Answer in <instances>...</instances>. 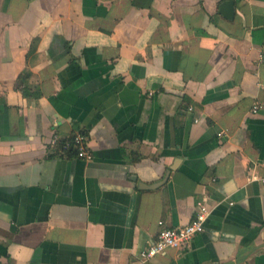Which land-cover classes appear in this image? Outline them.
Here are the masks:
<instances>
[{"label": "crops", "instance_id": "0c3cea01", "mask_svg": "<svg viewBox=\"0 0 264 264\" xmlns=\"http://www.w3.org/2000/svg\"><path fill=\"white\" fill-rule=\"evenodd\" d=\"M0 264H264V0H0Z\"/></svg>", "mask_w": 264, "mask_h": 264}, {"label": "built area", "instance_id": "2783aa9c", "mask_svg": "<svg viewBox=\"0 0 264 264\" xmlns=\"http://www.w3.org/2000/svg\"><path fill=\"white\" fill-rule=\"evenodd\" d=\"M261 108L262 104L256 102L252 107V112L257 113ZM53 141L54 144L61 145L60 149L64 154L75 148L79 157L87 160L93 159V153L87 145L88 138L83 132L77 133L72 140H67L63 143L58 139V136ZM195 208L194 218L188 224L177 227H162L155 241L140 251L138 258L148 260L163 253L168 248H185L197 234L203 233L211 210L203 199L197 200ZM159 223L160 225L164 224L163 220Z\"/></svg>", "mask_w": 264, "mask_h": 264}, {"label": "trees", "instance_id": "16d2710c", "mask_svg": "<svg viewBox=\"0 0 264 264\" xmlns=\"http://www.w3.org/2000/svg\"><path fill=\"white\" fill-rule=\"evenodd\" d=\"M29 77V74L28 73H23L22 76L20 77V88L24 90V94L28 95V96H36V97H39L41 95V92L38 91V92H35V93H31L32 91H29L28 88L24 85L27 83V79ZM73 139V138H72ZM71 140V139H70ZM65 142V141H64ZM63 143V142H62ZM61 146V145H60ZM76 151L75 148H72L70 149L68 152H74ZM67 152V153H68ZM77 152V151H76Z\"/></svg>", "mask_w": 264, "mask_h": 264}, {"label": "water", "instance_id": "95a60500", "mask_svg": "<svg viewBox=\"0 0 264 264\" xmlns=\"http://www.w3.org/2000/svg\"><path fill=\"white\" fill-rule=\"evenodd\" d=\"M232 4H233L232 1H229V2H226V3L224 4V6H225V8H227L228 11H229V10H231V6H232ZM169 174H170V171H169L168 174L166 175L165 180H166V178H168ZM160 184H161V182H159V183H155V184L152 185V188H156V187H158Z\"/></svg>", "mask_w": 264, "mask_h": 264}]
</instances>
